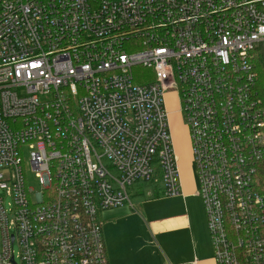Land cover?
Returning <instances> with one entry per match:
<instances>
[{"label":"built area","instance_id":"built-area-1","mask_svg":"<svg viewBox=\"0 0 264 264\" xmlns=\"http://www.w3.org/2000/svg\"><path fill=\"white\" fill-rule=\"evenodd\" d=\"M260 53L264 0H0V264H108L104 212L181 194L168 94L216 264H264Z\"/></svg>","mask_w":264,"mask_h":264},{"label":"crops","instance_id":"crops-1","mask_svg":"<svg viewBox=\"0 0 264 264\" xmlns=\"http://www.w3.org/2000/svg\"><path fill=\"white\" fill-rule=\"evenodd\" d=\"M172 107L167 104L168 111ZM180 182L177 197H165L162 190L155 198L151 191L133 197L136 187L133 208L102 214L108 264H216L198 185L194 188L181 171Z\"/></svg>","mask_w":264,"mask_h":264},{"label":"rangeland","instance_id":"rangeland-1","mask_svg":"<svg viewBox=\"0 0 264 264\" xmlns=\"http://www.w3.org/2000/svg\"><path fill=\"white\" fill-rule=\"evenodd\" d=\"M151 73L152 71L144 69V68H139L134 71L137 81H141L142 78H145L148 75H151ZM170 103L173 104V107H172V110L169 111V123H170L172 137L174 140L176 156L178 159V166H179L180 171L183 174H186L188 176L190 184L192 185L195 184L193 185L194 188H196L198 185V187L196 188L197 194H198L199 174H198L195 154H194V150L192 146V140L190 137V130L185 121L183 114L178 109L177 100L174 97H171L170 102L168 101L167 104H170ZM23 158H24V163H25L27 184L30 188H33L35 192H39L41 189V185L39 184L38 180L35 178V175L31 171V168L29 165V155L24 154ZM207 228H208V223H207ZM211 244H212V240H211ZM212 249H213V245H212Z\"/></svg>","mask_w":264,"mask_h":264},{"label":"trees","instance_id":"trees-1","mask_svg":"<svg viewBox=\"0 0 264 264\" xmlns=\"http://www.w3.org/2000/svg\"><path fill=\"white\" fill-rule=\"evenodd\" d=\"M256 71L258 73V82H257V92L259 97L262 99L264 104V55L259 54L256 58ZM137 83H144L142 81H137ZM157 174L159 176V172L157 171ZM259 180H260V186L259 191L264 196V167L259 172ZM137 190L133 197H145L146 193L148 191H151V198H155L159 196V193L163 189H161V185L159 183H156L154 180L148 183H139L137 186Z\"/></svg>","mask_w":264,"mask_h":264}]
</instances>
